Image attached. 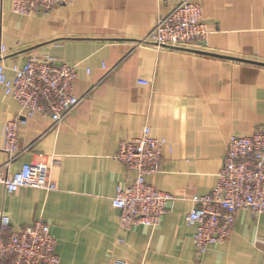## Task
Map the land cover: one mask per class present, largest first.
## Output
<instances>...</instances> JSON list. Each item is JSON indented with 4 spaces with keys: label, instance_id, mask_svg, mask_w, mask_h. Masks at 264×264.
Here are the masks:
<instances>
[{
    "label": "crops",
    "instance_id": "1",
    "mask_svg": "<svg viewBox=\"0 0 264 264\" xmlns=\"http://www.w3.org/2000/svg\"><path fill=\"white\" fill-rule=\"evenodd\" d=\"M178 1L74 0L23 16L12 12V0H0L7 65L49 54L77 65L74 94L92 88L55 125L49 113L30 117L11 160L2 125L21 109L0 87L2 172L44 162L56 185L12 193L0 185V214L10 229L45 222L61 264H264V214L240 210L231 238L199 259L195 228L184 222L191 196L214 188L229 138L264 124V0H196L210 31L200 52L135 47ZM145 126L166 140L160 170L146 183L175 200L156 227L122 229L111 198L135 172L116 155Z\"/></svg>",
    "mask_w": 264,
    "mask_h": 264
},
{
    "label": "built area",
    "instance_id": "2",
    "mask_svg": "<svg viewBox=\"0 0 264 264\" xmlns=\"http://www.w3.org/2000/svg\"><path fill=\"white\" fill-rule=\"evenodd\" d=\"M74 0H12V12L28 16L49 12ZM210 34L196 0H179L159 16L151 29L135 41V47L179 49L200 52L207 48ZM7 47L0 42V87L20 106V113L3 123L4 150L12 160L18 153V131L35 114L49 113L52 124L63 120L88 96L92 88L78 96L73 92L77 65L59 63L49 54L30 56L23 64H6ZM8 72L12 76H8ZM89 72V70H87ZM148 84V81H139ZM164 138L153 137L145 126L140 136L123 140L116 158L135 172L132 182L119 187L111 204L120 211L119 226L130 229L156 227L175 198L146 183V176L160 170ZM0 185L8 193L19 188L45 191L56 189L50 166L44 162L25 163L12 174L2 172ZM192 208L184 222L195 228V255L201 258L212 245L226 243L232 236L237 213L248 210L264 214V124L249 135H232L214 188L207 194H194ZM6 214H0V264H61L56 240L49 226L37 219L10 229ZM264 253V250H263ZM112 264H132L116 259Z\"/></svg>",
    "mask_w": 264,
    "mask_h": 264
}]
</instances>
